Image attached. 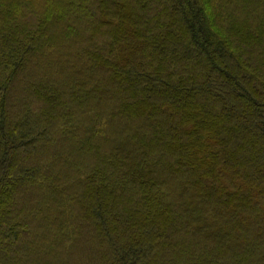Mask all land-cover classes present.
<instances>
[{"label": "trees", "instance_id": "trees-1", "mask_svg": "<svg viewBox=\"0 0 264 264\" xmlns=\"http://www.w3.org/2000/svg\"><path fill=\"white\" fill-rule=\"evenodd\" d=\"M0 264H264V0H0Z\"/></svg>", "mask_w": 264, "mask_h": 264}]
</instances>
